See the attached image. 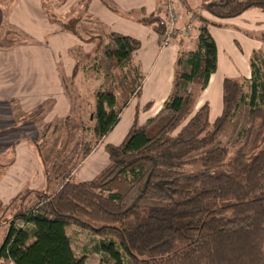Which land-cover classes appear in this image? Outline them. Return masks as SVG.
Wrapping results in <instances>:
<instances>
[{
  "label": "trees",
  "instance_id": "obj_1",
  "mask_svg": "<svg viewBox=\"0 0 264 264\" xmlns=\"http://www.w3.org/2000/svg\"><path fill=\"white\" fill-rule=\"evenodd\" d=\"M250 8L264 11V0L201 4L218 18ZM199 18L194 48L184 50L179 40L171 92L158 113L132 125L119 144H105L109 164L95 178H70L20 211L0 245L1 264H86L72 249L68 226L97 235V249L111 260L107 264H264V57H251L249 92L244 83L224 77L222 111L214 120L209 101L195 110L217 69L211 21ZM139 21L152 25L164 46V18L143 14ZM108 36L102 54L107 70L115 67L116 84L95 95L94 143L84 145L83 157L140 95L144 78L136 59L140 40L117 32ZM244 101L247 115L236 139L222 142ZM151 106L147 102L143 110Z\"/></svg>",
  "mask_w": 264,
  "mask_h": 264
},
{
  "label": "rangeland",
  "instance_id": "obj_2",
  "mask_svg": "<svg viewBox=\"0 0 264 264\" xmlns=\"http://www.w3.org/2000/svg\"><path fill=\"white\" fill-rule=\"evenodd\" d=\"M16 1L0 0L1 49L7 48L9 66L17 64L20 67L14 69L18 71V78L28 77L30 80L33 76L32 83L36 86L39 75L41 79L46 77L52 96L45 97L31 110V117L27 120L31 125L22 127L23 132H18L15 136L11 134L3 139L4 131L0 128V245L6 236L10 221L20 211L37 202L36 196L50 195L59 184L70 178H95L101 169L108 166L104 150H98L97 153L101 151L100 162L97 163L98 168H94L90 164V158L87 159L88 155L83 157L82 149L85 144L94 143L95 95L105 93L116 84L115 67L108 71L109 61L102 54L104 45L110 40L108 35L112 31L109 30V24L103 26L94 21L95 17L89 9L92 0H28L31 6L34 3L33 6L39 10H34L35 17H24L23 20V12L29 6L25 1L19 0L14 6L15 10L9 15L10 8ZM104 1L109 8L121 13L111 0ZM123 14L130 22H136L135 12ZM66 24L72 30L65 29ZM22 25L34 29L33 35L23 30ZM61 31L69 32L70 36L63 35ZM172 39L178 43L180 39H187V36H179L177 29V34L172 35L170 42ZM184 47L182 46L183 49ZM25 48L29 52L25 51ZM0 55L5 54L1 52ZM53 58L59 61L58 77L61 79L66 99L59 97ZM28 62H31V65H25L29 64ZM70 64L74 68L67 67L71 72L65 75L63 65ZM235 79L245 83L242 77ZM7 92L12 93L14 89L9 88ZM211 94L214 95V118L220 113L222 106L219 83H215ZM114 95L119 96L118 89L114 90ZM144 102L142 94L134 97L124 112L122 110L119 121L106 134L104 142L111 141L117 133L121 136L132 125L140 124V119L145 116H136L134 111ZM10 103L14 108H20L17 100ZM65 106L67 108L63 114ZM247 110V101H244L223 133L222 142L232 143L236 139L237 132L246 119ZM21 118L22 115L14 120L17 127L22 124ZM47 121H50L48 130L43 128ZM43 130H46V136L42 135ZM98 144L99 142L96 146ZM64 165V172L57 175ZM222 203L224 201L218 200V204ZM18 223H21L20 220ZM68 231L76 256H84L86 264H107L111 261L106 253L97 249L100 241L97 235L75 226Z\"/></svg>",
  "mask_w": 264,
  "mask_h": 264
},
{
  "label": "crops",
  "instance_id": "obj_3",
  "mask_svg": "<svg viewBox=\"0 0 264 264\" xmlns=\"http://www.w3.org/2000/svg\"><path fill=\"white\" fill-rule=\"evenodd\" d=\"M17 0L13 7L10 8L11 15L14 6L19 2ZM25 1L27 6L26 11L23 12L22 20L26 18H33L34 10L39 9L33 6L28 0H20V2ZM121 11L118 13L113 9L109 8L104 0H92L90 2L89 9L95 17V22L99 25L105 26L109 24V30L112 32L122 33L130 35L140 40L141 46L136 52V59L139 62L144 78L142 81L141 92L143 95L144 103H142L139 108H136L135 115L140 114V117L144 115L143 119H140L141 123H144L148 118L156 115L161 109L165 99L169 96L174 79L175 63L181 48V43L175 39H172L168 45L162 46L160 44V38L156 30L152 25H146L139 21L143 14H157L167 20V2L168 0H111ZM180 9V18L177 21L178 34L179 36H186L182 29L190 24L191 32L187 39H184L182 45L185 46L184 50H190L194 48L196 37L199 33V28L202 22L199 16H203L211 24L209 25V31L213 36L217 45V69L210 75L209 82L202 90L199 95L198 101L195 106V110L204 102L209 101L211 106V119L214 120L222 111V106L220 108V113L212 118L213 114V99L212 92L214 91L215 83H219L221 87V101L223 96V79L224 77H231L233 79L242 77L245 81V93L249 92V84L251 77V66L250 60L254 52H258L264 57V11L258 8H250L243 11L241 14L229 17V18H218L211 15L209 12L201 9V4L204 0H174ZM135 12L136 17L134 18L137 22H130L124 17L123 13ZM122 14V15H120ZM140 14V16L138 15ZM2 13H0V21L2 19ZM8 15V17H9ZM7 17V19H8ZM130 24V27H129ZM23 26V25H22ZM37 28V27H36ZM123 29H127L126 32ZM23 30L28 31L33 35L34 29L23 26ZM57 31V30H55ZM63 35L70 36L69 32L61 31ZM48 43V42H47ZM186 44V45H185ZM16 46V45H15ZM14 46V47H15ZM21 46H18L20 48ZM0 46V53L5 55H0V128L4 131L2 137L3 139L9 135H16L18 132H23L22 127L31 125L27 120L30 119L31 110L41 102L47 96H52L51 87L48 85L45 79H41L39 75L38 85L34 86L32 83L31 76L30 80L26 78H18L14 69L20 68L17 64L16 66H9L7 64V48ZM30 48V47H29ZM27 51V48H25ZM29 52V51H27ZM3 56V57H1ZM30 58V57H29ZM31 65V62H28ZM53 63L55 66L58 92L59 97L66 99L65 92L61 86V79L58 77L59 61L53 58ZM70 65H63L64 74H69L67 67ZM11 70V72H10ZM72 70V69H71ZM74 70V69H73ZM72 70V71H73ZM69 72V73H68ZM220 72V75H218ZM63 74V75H64ZM236 80V79H235ZM14 89V92L8 93V89ZM57 95L55 96V98ZM134 98V97H133ZM132 98V99H133ZM130 100V102L132 101ZM18 101L20 108H14L11 105V101ZM147 102H152V106L148 110H143V106ZM223 105V104H222ZM128 105L123 109L124 110ZM138 107V106H137ZM66 106L63 110V114L66 111ZM139 112V113H138ZM22 115L21 125L17 127L14 120ZM50 123V121H47ZM8 129V130H7ZM129 130V129H128ZM127 130V131H128ZM123 132L120 136L117 133L113 136L111 141L104 142L106 135L99 141V144L94 147L93 151L88 154L87 159L90 158V164L94 168H98L97 163L100 162L99 158L101 151L104 150L106 154L107 162H109L108 154L105 151L106 143L119 144L126 135ZM18 137V136H17ZM107 167V166H106ZM104 169V168H103ZM101 169V171L103 170ZM99 171L95 177L101 172ZM78 180H82L76 178ZM91 179V178H90ZM93 179V178H92ZM89 180V179H83ZM66 227V233L70 238L71 246L74 251L73 241L71 235L69 234V228ZM76 227V226H75ZM75 253V251H74ZM76 255V254H75ZM12 264V263H6Z\"/></svg>",
  "mask_w": 264,
  "mask_h": 264
},
{
  "label": "built area",
  "instance_id": "obj_4",
  "mask_svg": "<svg viewBox=\"0 0 264 264\" xmlns=\"http://www.w3.org/2000/svg\"><path fill=\"white\" fill-rule=\"evenodd\" d=\"M180 18V9L174 0H168L167 2V26L168 30L163 36V45H168L173 34H177V21ZM182 31L186 36H190L191 25H186Z\"/></svg>",
  "mask_w": 264,
  "mask_h": 264
}]
</instances>
